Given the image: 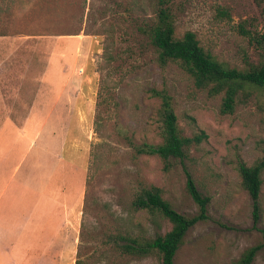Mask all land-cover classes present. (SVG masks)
I'll use <instances>...</instances> for the list:
<instances>
[{
  "label": "rangeland",
  "instance_id": "obj_1",
  "mask_svg": "<svg viewBox=\"0 0 264 264\" xmlns=\"http://www.w3.org/2000/svg\"><path fill=\"white\" fill-rule=\"evenodd\" d=\"M172 5L177 37L194 32L229 68L264 62V3ZM156 9L157 0H0V135L15 125L25 133L17 135L15 153L57 154L59 174L73 172L74 186L73 240L51 243L41 258L2 264H76L79 257L85 264H162L156 255H123L113 241L154 239L172 229L162 215L133 208L143 187L159 188L178 212L197 215L189 178L210 199L209 219L187 233L175 264H237L258 245L253 264H264V172L257 223L240 173L242 164L252 167L264 157V89L240 93L235 112L223 114L222 95L197 88L176 64L158 65L139 29L154 22ZM153 89L173 98L183 136L206 137L167 165L137 152L162 140Z\"/></svg>",
  "mask_w": 264,
  "mask_h": 264
},
{
  "label": "trees",
  "instance_id": "obj_2",
  "mask_svg": "<svg viewBox=\"0 0 264 264\" xmlns=\"http://www.w3.org/2000/svg\"><path fill=\"white\" fill-rule=\"evenodd\" d=\"M264 3V0H257ZM173 0H157L156 18L153 23H145L139 29L146 35L156 50L157 63L165 68L171 64L180 66L194 80L197 88L207 90L211 96H223L221 112L233 114L240 93L250 89H264V62L249 64L246 69L229 68L207 52L194 32L188 31L182 37L176 35V16ZM225 16L228 13H223ZM153 97L159 98L160 107L156 114L155 131L162 139L159 144L144 143L137 150L139 154H148L162 159L166 165L171 159H183L187 151L201 143L204 134L185 137L181 134L178 117L174 109L173 98L165 90H152ZM264 157L254 166H240L243 188L254 202V220L259 221V199L262 190ZM187 191L198 206V214L189 217L178 212L165 200L157 187H143L134 198L132 206L136 211L158 213L172 224V229L163 236L154 239H123L125 243L114 240L115 249L123 255L150 257L156 255L162 264H175V257L181 248L187 233L200 222L207 221L210 199L204 197L189 178ZM262 245L248 249L237 264H253ZM76 264H85L79 257Z\"/></svg>",
  "mask_w": 264,
  "mask_h": 264
},
{
  "label": "crops",
  "instance_id": "obj_3",
  "mask_svg": "<svg viewBox=\"0 0 264 264\" xmlns=\"http://www.w3.org/2000/svg\"><path fill=\"white\" fill-rule=\"evenodd\" d=\"M14 126L9 123L0 135V264L5 258H41L43 250L53 249L51 243L74 236L73 172L59 174L57 154L15 153L18 136L25 138V133Z\"/></svg>",
  "mask_w": 264,
  "mask_h": 264
}]
</instances>
